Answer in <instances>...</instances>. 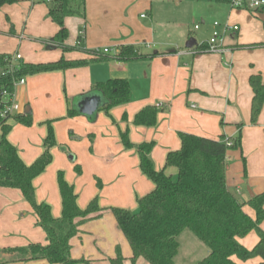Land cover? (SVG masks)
Returning a JSON list of instances; mask_svg holds the SVG:
<instances>
[{"label": "crops", "instance_id": "1", "mask_svg": "<svg viewBox=\"0 0 264 264\" xmlns=\"http://www.w3.org/2000/svg\"><path fill=\"white\" fill-rule=\"evenodd\" d=\"M17 1L0 9V55L19 54L23 63L34 65L53 63L62 57L66 61L89 62L80 68L25 77V85L16 87L15 98L21 116L29 114L33 124L24 127L11 122L16 132L9 139L24 164L30 165L42 154L40 144L46 134V130L36 128L37 123H52L56 141L51 150L52 163L33 184L36 200L48 205L54 218L61 216L56 172H64L66 182L74 187L81 209L98 197L103 211L98 218L79 225L77 236L70 241L73 260L110 264L108 258H114L119 248L124 264H131L130 247L109 208L134 210V200L149 194L154 186L139 169L136 149L124 148L120 132H128L133 146L153 142L150 159L155 170L161 171L167 153L180 148L179 133L233 140L240 131L241 149L226 153V186L244 203L250 196L249 192L243 195V186L254 196L264 192V105L257 124L252 126V91L248 83L251 76H260L264 85V47H247L264 44V7L255 12L233 9L230 2L222 11L211 7L214 11L211 18H216L211 20L218 21L220 27L238 26L239 30L224 36L220 50L199 53L198 47L207 45L216 23L207 21L204 14L195 16L205 29L197 43L191 38L195 33L189 30L185 18L176 17L166 6H156L155 0H84V18L65 20L66 45L75 49L64 53L49 44L58 27L48 19L47 6L40 0ZM11 26L13 34H10ZM200 29L195 30L194 26V31ZM190 40L196 44L186 48ZM126 46L133 47L145 59L92 62L86 52L102 54L107 49L106 56L113 57ZM111 79L128 82V104L113 108L109 116L98 112L93 122L84 116L66 117L70 102L89 93L94 85ZM149 107L158 110L156 125L135 126V116ZM17 132L31 135L33 144L20 146L15 139ZM76 167L80 174L76 173ZM97 180L102 184L100 190ZM6 209L8 211L4 212ZM244 211L255 218L250 207L245 206ZM9 216L19 234L8 238L9 234L2 233L4 239L0 246L46 245V236L37 227L34 213L20 191L0 188V223L9 221ZM260 227L264 231V221ZM182 238L201 249L197 263L207 257L208 249L185 231L178 238L176 264H182L184 257ZM258 240L253 231L239 243L251 250ZM4 250L0 251V261L10 259L2 253ZM233 261L259 264L260 259L241 262L233 258ZM135 264L148 263L138 259Z\"/></svg>", "mask_w": 264, "mask_h": 264}, {"label": "trees", "instance_id": "2", "mask_svg": "<svg viewBox=\"0 0 264 264\" xmlns=\"http://www.w3.org/2000/svg\"><path fill=\"white\" fill-rule=\"evenodd\" d=\"M17 0H0V9L17 3ZM48 8V19L58 27V32L50 41L51 46L60 48L64 53L72 51L66 45L68 31L65 27L67 18L85 16L84 0H40ZM10 34H13L11 26ZM249 48L264 47V44H253ZM92 62L111 60L132 62L145 59L131 46L121 47L117 54L108 57L99 51H86ZM197 52H211L206 44L198 47ZM11 56L0 55V90L13 92V82L27 76H36L75 69L86 66L89 62L66 61L63 57L48 64H25L19 61L14 72H7L5 60ZM4 73V75H2ZM249 86L252 91L250 108V124L255 126L264 105V85L260 76H251ZM96 95L101 100L98 112L109 116L110 110L128 104L130 90L124 79H111L93 86L91 91L77 97L69 103L67 118L82 116L76 104L85 97ZM4 102L0 99V110ZM158 110L146 108L139 112L133 121L137 127L151 128L156 125ZM96 116L88 117L90 122ZM11 122L24 127L32 125L29 114L0 118V188L20 191L23 200L30 206L36 218V225L46 236V245H29L24 248L4 250L10 259L1 260L0 264L27 263L30 261H46L48 264H92L70 256V241L77 236L80 224L98 218L103 209L98 197L92 199L85 209L77 204L74 187L69 185L63 172L57 174V185L61 199V216L54 218L48 205L36 200L33 183L52 163L51 150L56 146L52 123H44L47 127L46 137L42 145V154L31 164L21 160L17 149L7 140L12 130ZM242 126H239L241 130ZM180 148L167 153L164 169L155 170L150 153L154 143L133 146L128 140V132H120V139L125 149L135 148L139 160V169L154 186L144 197L136 198L138 211L132 213L121 208H109L116 225L131 250V264L138 259L148 264H176L175 258L179 250V236L190 232L209 251L207 257L197 264H236L233 258L241 262L259 258L264 264V192L250 198L246 203L240 202L226 186V153L241 149V134L233 140L221 137L212 140L185 133L178 134ZM227 142L231 146H227ZM245 166V164H244ZM173 168L176 177L167 175L165 170ZM76 173L80 169L76 167ZM245 174V170H244ZM97 188L102 184L97 180ZM250 207L255 218H250L244 207ZM256 232L257 244L248 250L239 241L249 233ZM110 264H124V258L116 249L114 258H108Z\"/></svg>", "mask_w": 264, "mask_h": 264}, {"label": "rangeland", "instance_id": "3", "mask_svg": "<svg viewBox=\"0 0 264 264\" xmlns=\"http://www.w3.org/2000/svg\"><path fill=\"white\" fill-rule=\"evenodd\" d=\"M230 1L231 0H223V2H216V0H155L154 3H155L156 6H159V7L160 6L161 7L162 6H166L167 8L171 9L173 12L176 13L175 14L176 17L182 16L183 19L185 18V24L188 23L187 25H188L189 30L190 31L193 30V32L195 33L193 36H191V38L195 39L197 41V43H200L199 35L205 29H204V26L199 24V22L197 21V18L195 16H198L199 14H204L206 16V18H207V21L209 19V21H213V23L214 22L219 23L216 20H211V19H216V18H211V16H213L212 14H214V11L211 10V7L212 8H216V9H220L222 11L225 8L228 7V2H230ZM246 11H248V10H246ZM143 14L145 15V12H143ZM194 26H197L198 28H201L200 31H194ZM213 31H217L219 33H222L223 26L218 27V28H214V25H213L211 33ZM73 49H75V48H73ZM40 123H37L36 128H38V129L42 128L43 130H46V133H47L46 125H44L42 123L40 124ZM32 124H33V121H32ZM11 127L13 128V130H11V132L7 136V140L8 141L10 139V135L13 132H16V128L14 127L13 124H11ZM0 137H1V134H0ZM45 137H46V134H45L44 138L41 141L40 148L43 145ZM15 139H17V143L20 146H22L23 148H25L27 145L33 144V141L31 139V135L26 136L23 133L17 132L16 136H15ZM52 159H53V157H52ZM59 172H62V171H59ZM59 172H56V182H57V174ZM165 172H166L167 175H170L172 178L176 177V170L173 169V168H169V169L165 170ZM33 186H34V184H33ZM247 189H248L247 186H243L241 188V191H242L243 195L248 193ZM34 190H35V196H36V188H35V186H34ZM134 201H135L136 207L134 208V210H129L132 213H136L138 211L137 202H136V200H134ZM7 211L8 210L6 209L4 212H7ZM5 217H6V215H4V218ZM9 218H10L9 221L0 223V225H1V228H0V243L4 239L1 236L2 233L9 234L10 236L8 238H14L12 235H18L19 234L18 230L15 228L14 221H12V216H9ZM15 220L17 221V218ZM179 240L180 239H178V241ZM181 244H182V246L184 245V247H183L184 257L182 258V264H196L197 261H199L198 258L200 257L201 249H199L198 247H193L191 245V243H188V241L184 240L183 238L181 239ZM38 245H40V244H38ZM24 247H27V245L26 246H11V247H9V246L8 247L0 246V251H2L4 249L7 250V249H12V248H24Z\"/></svg>", "mask_w": 264, "mask_h": 264}, {"label": "built area", "instance_id": "4", "mask_svg": "<svg viewBox=\"0 0 264 264\" xmlns=\"http://www.w3.org/2000/svg\"><path fill=\"white\" fill-rule=\"evenodd\" d=\"M230 6L233 9H244L248 11H258L264 7V0H231ZM220 25L218 23L214 24V28H218ZM198 29L195 26V30ZM239 30L238 26H224L222 33L217 31H213L208 42L207 46L209 47L210 51H218L223 46L224 36L229 33H237ZM109 53V50H103V54ZM21 61V56L19 54H15L11 56L9 60H5L4 64L7 69V72H14L15 65L17 62ZM4 75V73H2ZM26 83L25 78H20L13 82V92L9 93L6 90H0V99L4 102V108L0 110V118L6 119L16 115H23L20 112V107L16 102L15 98V90L18 86H24ZM227 146L230 147L231 143L227 142Z\"/></svg>", "mask_w": 264, "mask_h": 264}, {"label": "water", "instance_id": "5", "mask_svg": "<svg viewBox=\"0 0 264 264\" xmlns=\"http://www.w3.org/2000/svg\"><path fill=\"white\" fill-rule=\"evenodd\" d=\"M195 44L193 40H190V42L186 44V48H192ZM76 107L79 113L86 118L94 115L96 116L101 107V100L96 95L85 97L76 104ZM248 192L250 198H252L254 195L250 191Z\"/></svg>", "mask_w": 264, "mask_h": 264}]
</instances>
